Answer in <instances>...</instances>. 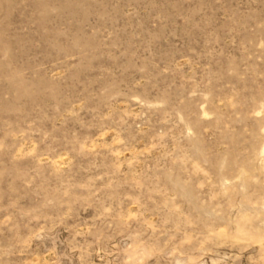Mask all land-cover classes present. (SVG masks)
<instances>
[{
    "label": "rangeland",
    "instance_id": "obj_1",
    "mask_svg": "<svg viewBox=\"0 0 264 264\" xmlns=\"http://www.w3.org/2000/svg\"><path fill=\"white\" fill-rule=\"evenodd\" d=\"M0 264H264V0H0Z\"/></svg>",
    "mask_w": 264,
    "mask_h": 264
}]
</instances>
